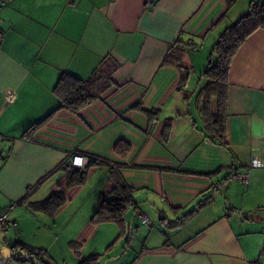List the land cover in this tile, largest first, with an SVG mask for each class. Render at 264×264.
Here are the masks:
<instances>
[{
	"label": "crops",
	"instance_id": "obj_1",
	"mask_svg": "<svg viewBox=\"0 0 264 264\" xmlns=\"http://www.w3.org/2000/svg\"><path fill=\"white\" fill-rule=\"evenodd\" d=\"M3 1L0 211L19 204L0 228V264H35L26 248L44 251L41 264L93 254L100 264H264V27L230 64L224 144L209 137L217 105L203 90L212 46L256 0ZM103 59L112 69L101 98L78 113L58 108L59 76L85 79ZM72 152L104 161L68 186L61 165ZM116 181L132 187L134 205L123 223L93 221ZM54 191L65 201L53 213L33 208Z\"/></svg>",
	"mask_w": 264,
	"mask_h": 264
},
{
	"label": "trees",
	"instance_id": "obj_2",
	"mask_svg": "<svg viewBox=\"0 0 264 264\" xmlns=\"http://www.w3.org/2000/svg\"><path fill=\"white\" fill-rule=\"evenodd\" d=\"M3 1V0H2ZM229 5L233 0H226ZM5 3V2H4ZM264 27V0L252 1L249 4L248 11L241 15L235 22L230 24L219 36L218 40L211 48L210 63L203 72L207 77L204 93L207 98L214 97L217 105L215 114L207 112L205 125L210 131L209 137L215 139L220 144H224V130H225V109L227 102V88H228V70L232 59L243 43V41L256 29ZM181 52L184 47L178 46ZM194 48V47H193ZM165 61L176 63L180 60L179 55L174 56V60L168 59ZM115 66V64H114ZM111 66L107 59H103L102 63L96 67L92 74L83 79L71 73L63 72L54 86V91L60 97L58 108H66L74 113H78L81 108L90 104L94 100L101 98L102 94L108 89L110 84ZM187 72L182 71L181 81L186 80ZM134 108L141 110L147 116L149 121L153 120L155 111L146 108L140 104L134 105ZM170 132V119H167L163 131L164 140L167 139ZM121 147H124L121 142H117L115 150L123 152ZM125 150L129 149L125 145ZM78 153V152H76ZM83 154V153H80ZM89 158L84 170L67 169L62 161V167L66 169L67 185L73 186L84 181L85 170L87 166L104 161L103 159L91 154H83ZM32 188V187H31ZM65 201V196L61 191H54L45 199L34 203L33 208L38 210H45L53 213ZM15 203V202H14ZM135 201L132 196V187L124 182L116 181L107 193H103L100 197L98 205L92 214L93 221H107L112 220L118 223H123L125 220L126 210ZM16 204H19V202ZM1 212V211H0ZM25 248V247H24ZM29 255L39 262L43 258L41 249L35 250L26 248ZM13 258L23 260L22 257L13 254ZM101 255L93 254L85 259H82L79 264H100Z\"/></svg>",
	"mask_w": 264,
	"mask_h": 264
},
{
	"label": "built area",
	"instance_id": "obj_3",
	"mask_svg": "<svg viewBox=\"0 0 264 264\" xmlns=\"http://www.w3.org/2000/svg\"><path fill=\"white\" fill-rule=\"evenodd\" d=\"M1 4H4V1L0 0ZM192 47H194L192 45ZM14 95V92L10 89H7L5 91V96L7 99H12ZM89 158L83 154L72 152L70 153L65 159H64V166L67 169H79V170H84L87 163H88ZM260 164L257 162H253L250 164L249 168L251 167H257ZM232 177L242 183H246L248 181V173L247 171H235L232 173ZM16 203H11L10 205L7 206L4 210L0 212V228L5 229L8 226L14 225V222L8 219V215L11 212V210L15 207ZM139 217L143 223H147L149 221V218L147 215L143 213H139ZM44 254V252H43ZM264 254V253H262ZM48 264H54L53 262H48Z\"/></svg>",
	"mask_w": 264,
	"mask_h": 264
},
{
	"label": "water",
	"instance_id": "obj_4",
	"mask_svg": "<svg viewBox=\"0 0 264 264\" xmlns=\"http://www.w3.org/2000/svg\"><path fill=\"white\" fill-rule=\"evenodd\" d=\"M18 251L20 252V254L22 255L23 258H28L30 260H32L33 262H35V264H41L40 262H38L36 259H34L31 255H29L26 252H23L22 250L18 249Z\"/></svg>",
	"mask_w": 264,
	"mask_h": 264
},
{
	"label": "rangeland",
	"instance_id": "obj_5",
	"mask_svg": "<svg viewBox=\"0 0 264 264\" xmlns=\"http://www.w3.org/2000/svg\"><path fill=\"white\" fill-rule=\"evenodd\" d=\"M3 149H4V148H1V147H0V154H1V152H2ZM10 204H11V203H10ZM10 204H8V205H10ZM8 205H6V206L3 208V210H4L5 208H7ZM129 214H130V213H129Z\"/></svg>",
	"mask_w": 264,
	"mask_h": 264
}]
</instances>
